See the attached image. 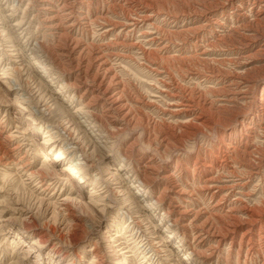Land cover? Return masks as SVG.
<instances>
[{
    "label": "rangeland",
    "instance_id": "1",
    "mask_svg": "<svg viewBox=\"0 0 264 264\" xmlns=\"http://www.w3.org/2000/svg\"><path fill=\"white\" fill-rule=\"evenodd\" d=\"M83 1L0 0V264H264V1ZM101 11L117 28L104 31ZM99 49L128 104L108 113V140L86 138L73 116L102 111L87 93L104 78L92 63ZM155 197L157 210L143 206Z\"/></svg>",
    "mask_w": 264,
    "mask_h": 264
},
{
    "label": "bare ground",
    "instance_id": "2",
    "mask_svg": "<svg viewBox=\"0 0 264 264\" xmlns=\"http://www.w3.org/2000/svg\"><path fill=\"white\" fill-rule=\"evenodd\" d=\"M18 1H20V0H18ZM46 1V0H45ZM83 1V0H82ZM216 1V0H215ZM226 1V0H225ZM238 1V0H237ZM243 1V0H242ZM262 1H264V0H262ZM62 2V1H61ZM210 2H212V1H210ZM241 2V1H240ZM247 2V1H246ZM259 2V1H258ZM48 3V2H47ZM60 3V2H59ZM65 3V2H64ZM70 2H66V6H70L71 8H73V6L71 5V4H69ZM85 3H87V2H85V1H83V3H81L80 5H84ZM235 3V2H234ZM262 3V2H261ZM63 4V3H62ZM226 4V3H225ZM248 4V3H247ZM234 5V4H233ZM57 6V5H56ZM148 6V5H147ZM211 6V5H210ZM216 6V5H215ZM60 7V6H59ZM62 7L64 8L65 6L64 5H62ZM260 7V6H259ZM98 8V7H97ZM108 8V7H107ZM138 8V7H137ZM215 8H217V6L215 7ZM230 8H231V4H230ZM241 8V7H240ZM251 8V6L249 7V9ZM262 8V7H261ZM66 9H68V8H66ZM224 9V8H223ZM236 9V8H235ZM260 9V8H259ZM258 9V10H259ZM60 10V9H59ZM88 10V9H87ZM87 10H86V12H87ZM106 10H108V9H106ZM120 10V9H119ZM196 10V9H195ZM239 10V9H238ZM252 10V9H251ZM257 10V11H258ZM52 11V10H51ZM71 11V10H70ZM73 11H75L74 9H73ZM199 11V10H198ZM219 11V10H218ZM261 11V10H260ZM53 13H54V11H52ZM58 12V11H57ZM57 12H55V13H57ZM60 12H62V11H60ZM64 12V11H63ZM88 12H90V11H88ZM241 12H242V10H241ZM241 12L238 14V16L239 15H241ZM243 12H245V11H243ZM242 12V13H243ZM253 12V11H252ZM256 12V11H255ZM68 13V12H67ZM101 13H103L102 15H100V16H97V17H99V18H102L103 20H105L106 22H107V24H106V22H104L105 24H103L102 25V28H105L104 29V31L105 32H108V31H111L112 29L114 30L115 28H117L116 26H117V23L115 22V23H112L111 21L109 22L108 20H106V18H104V17H107L106 16V14L105 13H107V11H105V13L104 12H102L101 11ZM152 13V12H151ZM156 13V12H155ZM258 13H261V14H263L264 15V11H261V12H259L258 11ZM93 14V13H92ZM256 14V13H255ZM57 15H58V13H57ZM59 15H60V13H59ZM67 15V14H66ZM69 15V14H68ZM71 15V14H70ZM96 15V14H95ZM94 15V16H95ZM98 15V14H97ZM118 15V14H117ZM142 15V14H141ZM235 15V14H234ZM243 15H246V14H243ZM123 16V15H122ZM121 16V17H122ZM137 16H139V15H137ZM148 16V15H147ZM151 16V15H150ZM237 16V15H236ZM52 18L54 17V16H51ZM71 17V16H70ZM96 17V16H95ZM97 17H96V19H97ZM245 17V16H244ZM261 17V16H260ZM67 18H68V16H67ZM76 17H74V19H75ZM89 18V17H88ZM108 18V17H107ZM131 18V17H130ZM140 18V17H139ZM143 18V17H142ZM145 18V17H144ZM148 18V17H147ZM209 18V17H208ZM238 18V17H237ZM237 18H236V20H237ZM246 18V17H245ZM256 18V17H255ZM259 18V17H258ZM49 19V18H48ZM51 19V18H50ZM54 19V18H53ZM52 19V20H53ZM73 19V20H74ZM77 19V18H76ZM129 19V18H128ZM133 19V18H132ZM137 19V18H136ZM217 19V18H216ZM78 20V19H77ZM89 20V19H88ZM95 20V19H94ZM102 20V21H103ZM124 20V19H123ZM142 20H144V19H142ZM242 20V19H241ZM261 20V18H259V20L258 21H260ZM264 20V19H263ZM49 21V20H48ZM72 21V20H71ZM90 21V20H89ZM96 21V20H95ZM99 21H100V19H99ZM246 21V20H245ZM250 21H252V20H250ZM119 22V21H118ZM122 22V21H121ZM216 22V21H215ZM263 22V21H262ZM69 23V22H68ZM80 23V22H79ZM82 23H83V21H82ZM88 23H90V22H88ZM101 23V22H100ZM123 23V22H122ZM122 23H120V24H122ZM255 23V22H254ZM257 23V22H256ZM71 24V23H70ZM73 24V23H72ZM71 24V25H72ZM93 24V23H92ZM124 24H125V22H124ZM129 24H135L134 22H131L130 21V23ZM128 24V25H129ZM206 24V23H205ZM221 24V23H220ZM250 25H251V27H252V25H253V23L251 24V23H249ZM51 25V24H50ZM50 25H48V26H50ZM96 25V24H95ZM136 25V24H135ZM134 25V26H135ZM243 25V24H242ZM249 25V26H250ZM255 25V24H254ZM253 25V26H254ZM262 25H264V23H262ZM74 26V25H73ZM80 26V25H79ZM83 26V25H82ZM86 26V25H85ZM111 26H112V29H111ZM121 26H125V25H118V27H121ZM260 26H261V22H260ZM58 27V26H57ZM97 27V26H96ZM200 27V26H199ZM247 27V26H246ZM254 27H258L257 25L256 26H254ZM50 28V27H49ZM52 28V27H51ZM235 28V27H234ZM248 28L250 29V27H247V30H248ZM253 28V27H252ZM251 28V29H252ZM97 29V28H96ZM95 29V30H96ZM124 29V28H123ZM136 29V28H135ZM134 29V30H135ZM190 29V28H189ZM244 29V28H243ZM65 30V29H64ZM235 30V29H234ZM254 30H257V29H255L254 28ZM263 31H264V29H263ZM263 31L261 30V32L263 33ZM96 32V31H95ZM141 32V31H140ZM143 32V31H142ZM141 32V33H142ZM259 31L257 30L256 31V34L255 35H258L259 37L260 36H262V34H260V33H258ZM107 34H109V33H104L103 32V34H99V37L100 38H103L104 36H106ZM118 34V33H117ZM145 34V33H144ZM241 34V33H240ZM244 34V33H243ZM246 34H248V33H246ZM254 34V33H253ZM143 35V34H142ZM158 35V34H157ZM242 35V34H241ZM249 35V34H248ZM254 35V36H255ZM59 36V35H58ZM115 36V35H114ZM120 36V35H119ZM240 36V35H239ZM253 36V35H252ZM243 37V36H242ZM248 37V36H247ZM250 37V36H249ZM115 38V37H114ZM151 38V37H150ZM154 38V37H153ZM244 38H245V36H244ZM62 39V38H61ZM149 39V38H148ZM168 39V38H167ZM242 39V38H241ZM246 39V38H245ZM251 39H252V37H251ZM171 40V39H170ZM117 41V40H116ZM115 41V39H114V42H116ZM150 41V40H149ZM258 41V40H257ZM104 42V41H103ZM117 42H120V41H117ZM152 42V41H151ZM241 42H243V40H241V41H239V43H241ZM250 42V41H249ZM75 43V42H74ZM107 43H109V42H107ZM120 43H122L123 44V42L121 41ZM252 43V42H251ZM261 43V42H260ZM37 44V43H36ZM100 44V43H99ZM103 44V43H102ZM121 44V45H122ZM244 44V43H243ZM243 44H241L242 46H243ZM246 44H248V42L246 43ZM254 43H252V45H253ZM90 45V44H89ZM106 45H108V44H106ZM112 45V44H111ZM99 46V45H98ZM118 46V45H117ZM123 46V45H122ZM124 46H126L125 44H124ZM210 46V45H209ZM235 46V45H234ZM121 47V46H120ZM236 47V46H235ZM264 47V43H262V45L259 47L260 48V50H262V49H264L263 48ZM99 48V47H98ZM161 48V47H160ZM252 48V47H251ZM259 48H257V50L259 49ZM33 49V48H32ZM89 49V48H88ZM254 49V48H253ZM252 49V50H253ZM72 50H73V48H72ZM90 50V49H89ZM108 50V49H107ZM116 50V49H115ZM124 50V49H123ZM139 50H141V48L139 49ZM203 50V49H202ZM201 50V51H202ZM51 51V50H50ZM117 51V50H116ZM256 51V50H255ZM94 52V51H93ZM109 52V51H108ZM110 52H112L113 54H114V52L115 51H110ZM149 52V51H148ZM202 52H204V51H202ZM257 52V51H256ZM107 53V52H106ZM147 53V52H146ZM146 53H144V54H146ZM238 53V52H237ZM255 53V52H254ZM149 54V53H148ZM250 54V53H249ZM252 54V53H251ZM257 54V53H256ZM116 55H121L120 56V58L118 59V60H116L115 61V63H117L116 65L117 66H119L120 65V63H121V60L122 59H124V56L125 55H122V54H116ZM136 55V54H135ZM147 55V54H146ZM254 55V54H253ZM110 56V54H104V52L103 51H100V49L99 50H97L96 51V53L93 55V61H92V63H94V65H96V66H94V67H105L104 69H101V70H104V73H103V75L101 76V77H104V78H102V79H97L96 77H97V74H95L93 77H92V79L90 80V82H92V85H91V87H89L88 88V90H87V93L90 95V99L88 100V103H93V104H95V105H100L101 106V112H100V114H98V113H96V112H89V111H86V110H84V109H82V106L81 107H78V108H76L74 111H73V116H82L83 115V121H82V119H81V121L80 120H78V121H76L77 122V124H81L82 122H85L86 123V127H85V129H87V130H90V132H84V134L86 135L87 134V136H86V138L87 137H94L95 138V136L96 135H98L99 133H101L102 132V134H107V138H105L106 140H108V139H110V136L108 135V126L106 125L107 123H106V119H109L108 118V113H110V112H112V111H114L115 113H118L120 110H122V109H125V107H124V104H126L127 102H125L124 100H123V98H124V96H123V98H122V95L124 94V92H123V89H122V87H121V80H119V78H117L115 75V73H113L112 72V66H109V67H107L106 68V65L108 64L107 62V57H109ZM129 56V55H128ZM145 56V55H144ZM148 56V55H147ZM150 56V55H149ZM198 56V55H197ZM241 57H242V55H240ZM246 57H247V55H245ZM249 56H251V55H249ZM261 56H262V54H261ZM113 57V56H112ZM140 57V56H139ZM138 57V58H139ZM204 57V56H203ZM252 57V56H251ZM250 57V58H251ZM91 58V57H90ZM116 58V57H115ZM134 58H136V57H134ZM145 58V57H144ZM149 58V57H148ZM250 58H248V59H250ZM254 58V57H253ZM150 59V58H149ZM252 59V58H251ZM245 60V59H244ZM123 61V60H122ZM138 61V60H137ZM149 61V60H148ZM243 61V60H242ZM91 62V61H90ZM110 62V61H109ZM152 62V61H151ZM205 62V61H204ZM88 63V62H87ZM113 63H114V61H113ZM112 63V64H113ZM138 63V62H137ZM141 63V62H140ZM143 63H144V61H143ZM110 64V63H109ZM237 64H239V63H237ZM46 65V64H45ZM91 66V65H90ZM93 66V65H92ZM89 67V66H88ZM148 67H150V66H148ZM152 67V66H151ZM150 67V68H151ZM64 68V67H63ZM78 68V67H77ZM114 68V67H113ZM14 69V68H13ZM43 70L42 71H46L48 68L47 67H45V66H43V68H42ZM97 68H95V70H96ZM111 71H110V70ZM153 69V68H152ZM7 70V69H6ZM156 70V67H155V69H154V71ZM114 71V70H113ZM41 72V71H40ZM84 72V71H83ZM91 72V71H90ZM95 72V71H94ZM102 72V71H101ZM42 73V72H41ZM86 73H87V71H86ZM107 73L109 74V76L107 75ZM169 73V72H168ZM7 74V73H6ZM77 74V73H76ZM90 75H92V74H90ZM107 75V76H106ZM80 77V76H79ZM82 77V76H81ZM233 77V76H232ZM78 78V77H77ZM76 79V78H75ZM252 79V78H251ZM78 80V79H77ZM80 80V79H79ZM160 80V79H159ZM231 80V79H230ZM249 80V79H248ZM264 80V79H263ZM16 81V80H15ZM81 81V80H80ZM84 81H86L85 79H84ZM83 81V82H84ZM236 81V80H235ZM82 82V83H83ZM165 82V81H164ZM166 82H167V80H166ZM233 82H234V80H233ZM246 82V81H245ZM256 82V81H255ZM255 82L253 83V84H251V85H254L255 84ZM264 82V81H263ZM67 83V82H66ZM86 83V82H85ZM168 83V82H167ZM231 83V82H230ZM229 83V84H230ZM238 83V82H237ZM241 83V82H240ZM251 83V82H250ZM68 84V83H67ZM65 84V83H62V84H60L61 86H60V89H62V90H65V92H67L68 91V87L70 86V84ZM76 84H78V83H76ZM80 84V83H79ZM169 84V83H168ZM233 84V83H232ZM233 85H236V83L234 82V84ZM238 85V84H237ZM236 85V86H237ZM241 85V84H240ZM246 85V84H245ZM75 86V85H74ZM86 86V85H85ZM166 86V85H165ZM235 86V87H236ZM244 86V85H243ZM247 86V85H246ZM248 86H250V85H248ZM67 87V88H66ZM170 87V86H169ZM172 87H174V86H172ZM171 87V88H172ZM239 87V86H238ZM66 88V89H65ZM72 88H73V86H72ZM75 88V90H78L79 88H80V86H75L74 87ZM73 88V89H74ZM242 88V87H241ZM86 89H87V87H86ZM85 88H84V90H86ZM170 89V88H169ZM222 89H224L223 88V86H222ZM236 89H237V87H236ZM246 89V88H245ZM59 90V89H58ZM225 90V89H224ZM227 90V89H226ZM226 90H225V92H226ZM163 91V90H162ZM227 91H229V90H227ZM234 91V90H233ZM232 91V92H233ZM240 91V90H239ZM58 92V91H57ZM164 92L165 93H167L169 96H171L173 99H174V95L176 94L175 92V94H173V93H169V92H166L165 90H164ZM172 92V91H171ZM222 92H223V90H222ZM84 93V92H83ZM230 93H231V91H230ZM261 98H260V102H264V92H263V90L261 91ZM166 94V95H167ZM83 95V94H82ZM177 95V94H176ZM246 96V95H245ZM242 97V96H241ZM244 97V96H243ZM254 97V96H253ZM252 97V98H253ZM122 98V99H121ZM235 98V97H234ZM251 98V99H252ZM125 100H126V98H124ZM136 99V98H135ZM138 99V98H137ZM237 99V98H236ZM232 100V99H231ZM246 100V99H245ZM69 101H71L70 99H68V102ZM127 101V100H126ZM138 101V100H137ZM168 101V100H167ZM177 101V100H176ZM125 102V103H124ZM174 102V101H173ZM229 102V101H228ZM87 103V104H88ZM166 103V102H165ZM84 104V103H83ZM87 104H85V106H83V107H86L87 106ZM131 104V103H130ZM170 104V103H169ZM173 106H174V103H171ZM181 104H184V103H181ZM186 104V103H185ZM192 104V103H191ZM191 104H190V106H191ZM71 105V104H70ZM126 105H128V104H126ZM125 105V106H126ZM262 105H264V104H262ZM261 105V106H262ZM166 106H168V105H166ZM175 106H177V104H175ZM180 106V105H179ZM167 108V107H166ZM165 108V109H166ZM171 108V107H170ZM170 108H168L169 109V111L171 110ZM260 108V107H259ZM48 109V108H47ZM56 109V108H55ZM140 109V108H139ZM161 109V108H160ZM188 109V108H187ZM190 109H191V107H190ZM262 109H264V108H262ZM183 110V109H182ZM128 111V110H127ZM126 111V112H127ZM175 111V110H174ZM252 112L251 113H256L257 112V107H254L252 110H251ZM260 111V110H259ZM172 112V111H171ZM180 112V111H179ZM184 112H185V110H184ZM191 112H192V110H191ZM190 112V113H191ZM262 112H264L263 110H262ZM262 112H260V113H262ZM176 113H177V110H176ZM201 113V112H200ZM165 114V113H164ZM170 114V113H169ZM172 114H173V112H172ZM184 114V113H183ZM111 115H113V114H111ZM115 115V114H114ZM120 115V114H119ZM258 115V114H257ZM123 116H124V114H123ZM122 116V117H123ZM197 116V115H196ZM195 116V117H196ZM199 116V115H198ZM110 117V116H109ZM117 117V119H118V116H116ZM116 117H114V118H116ZM134 117V116H133ZM194 117V116H193ZM125 118V117H124ZM198 118V117H197ZM262 118V117H261ZM141 119V118H140ZM190 119V118H189ZM194 119V118H193ZM109 121V120H108ZM107 121V122H108ZM125 121H126V119H125ZM183 121V120H182ZM203 121V120H202ZM251 121V120H250ZM32 122V121H31ZM184 122V121H183ZM195 122V121H194ZM30 123V122H29ZM197 123V122H196ZM241 123V122H240ZM242 123H244V122H242ZM241 123V124H242ZM33 125L34 124H36V123H32ZM200 124V123H199ZM205 124V123H204ZM207 124V123H206ZM205 124V125H206ZM35 126V125H34ZM70 126H72L71 124H69V127ZM173 126V125H172ZM184 126H185V124H184ZM191 126V125H190ZM38 127L39 128H43V129H45V131H44V134H45V136H46V138L48 139V140H50L51 139V135L53 134V133H55L53 130H51V131H47L46 130V128L45 127H42V125H39L38 124ZM55 127H58V125H55ZM42 129V130H43ZM75 129V128H74ZM74 129L71 127L70 128V131H69V133H70V137H71V135H74ZM68 130V129H67ZM98 131H101V132H98ZM164 131V130H163ZM162 131V132H163ZM175 131V130H174ZM51 132V133H50ZM156 132V131H155ZM49 133V134H48ZM159 133V132H158ZM43 134V135H44ZM110 134V133H109ZM113 134V133H112ZM160 134V133H159ZM170 134V133H169ZM84 135V136H85ZM155 135V134H154ZM162 135V134H161ZM166 135H168V134H166ZM69 136V135H68ZM69 137V138H70ZM74 137V136H73ZM72 137V138H73ZM161 137V136H160ZM166 137V136H165ZM170 137H173V136H170ZM68 138V139H69ZM162 138V137H161ZM167 138V137H166ZM169 138V137H168ZM67 139V138H66ZM77 139H80V138H78V137H76V140ZM164 139V138H163ZM177 139V138H176ZM69 140H71V139H69ZM76 140H74V141H76ZM82 140V139H81ZM80 141V140H79ZM171 141V140H170ZM173 141V140H172ZM77 142V141H76ZM64 143L66 144V141H64ZM167 143V142H166ZM171 143V142H170ZM169 144V143H168ZM167 144V145H168ZM79 145V144H78ZM99 145V144H98ZM171 145V144H170ZM232 145V144H231ZM87 146V145H86ZM169 146V145H168ZM173 146V145H172ZM81 147V146H80ZM71 148H72V146H71ZM71 148L68 150V147H66L65 148V146L64 145H62V146H60L59 147V149L61 150V151H63V152H65V154H67V155H72L73 153H71L70 152V150H71ZM74 148V147H73ZM104 148H106V147H104ZM166 148V147H165ZM81 150H83L82 148H80ZM94 149H95V147H94ZM123 153V152H122ZM44 154L42 153V150H41V152L40 153H38V156H43ZM59 155H61V154H58V156ZM218 156V155H217ZM216 156V157H217ZM57 157V156H56ZM232 157V156H231ZM219 158V157H218ZM83 159H84V157H83ZM220 159V158H219ZM224 159V158H223ZM82 160V159H81ZM228 160V159H227ZM76 162H77V165H78V171H79V169H82V167H81V164L79 163L80 161L79 160H75ZM225 161V160H224ZM214 162V161H213ZM145 163V162H144ZM221 163V162H220ZM224 163H226V162H224ZM76 164V163H75ZM204 164V163H203ZM206 164V163H205ZM208 164V163H207ZM256 164V163H255ZM46 165V164H45ZM209 165V164H208ZM205 166V165H204ZM203 166V167H204ZM212 166V165H211ZM228 166V165H227ZM42 167V166H41ZM202 167V168H203ZM75 168H77V167H75ZM206 168V167H205ZM216 168V167H215ZM217 168H218V166H217ZM219 168H220V165H219ZM120 169H121V167H120ZM214 169V168H213ZM26 170V169H25ZM44 170H48V165L47 166H43L42 167V170L40 169V171L41 172H43ZM69 170H71V171H73L72 169H69ZM205 170H207V169H205ZM231 170V169H230ZM30 171H33V169L32 170H30ZM37 171H39V168H38V170ZM145 171V170H144ZM198 171V170H197ZM229 171V170H228ZM231 171H234V170H231ZM35 172V171H34ZM76 172V171H75ZM200 172H202V171H200ZM205 172V171H204ZM36 173V172H35ZM38 173V172H37ZM78 173V172H77ZM226 174L228 173L227 171L225 172ZM230 173H232V172H230ZM31 174H34V173H32L31 172ZM223 175V174H222ZM225 175V174H224ZM229 175V174H228ZM227 175V176H228ZM234 175V174H233ZM232 175V176H233ZM168 176V175H167ZM216 176V175H215ZM128 180H129V178L130 177H126ZM150 178V177H149ZM215 177L213 176V179H214ZM217 178V177H216ZM131 179V178H130ZM165 179H166V177H165ZM172 179V178H171ZM210 179V178H209ZM219 179V178H218ZM233 179V178H232ZM132 180V179H131ZM130 180V181H131ZM216 180V179H215ZM219 180H221V178L219 179ZM226 180V179H225ZM224 180V181H225ZM234 180V179H233ZM146 181V180H145ZM143 179H141V182H142V185H140V184H136V183H134L133 184V186H134V188L136 189L134 192H133V194H134V197L136 198V199H140L141 197L143 198V197H146L147 196V193H146V191L143 189V188H145V186L147 187L148 186V184L146 185V182H145ZM212 181H214V180H212ZM217 181V180H216ZM227 181V180H226ZM236 181V180H235ZM240 181V180H239ZM41 182V181H40ZM205 183V182H204ZM208 183V182H207ZM218 183V182H217ZM227 183V182H226ZM223 184V183H222ZM236 184V183H235ZM240 184V183H239ZM145 185V186H144ZM213 185H215V184H213ZM213 185H211V186H213ZM204 186H206V187H208L207 185H204ZM211 186H209V187H211ZM218 186V185H217ZM216 186V187H217ZM228 185H226L225 184V186L223 185V187L225 188V187H227ZM235 186V185H234ZM238 186V185H237ZM200 187V186H199ZM214 187V186H213ZM215 187V188H216ZM220 188H223V187H221V186H219ZM165 188V187H164ZM228 188H229V186H228ZM233 188V187H232ZM213 189V188H212ZM218 189V188H217ZM216 189V190H217ZM231 189V188H230ZM179 190H181V189H179ZM208 190H210V189H208ZM226 190V189H225ZM183 191V190H182ZM181 191V192H182ZM220 191V190H219ZM240 191V190H239ZM213 192V191H212ZM140 193H141V196H140ZM180 193V192H179ZM205 193V192H204ZM226 195V194H225ZM161 196V195H160ZM180 196H182L181 194H180ZM215 196V195H214ZM159 197V196H158ZM212 197V196H211ZM222 197V196H221ZM132 198V197H131ZM240 198V197H239ZM159 199H161L160 197H159ZM232 199V198H231ZM223 200V199H222ZM221 200V201H222ZM239 200V199H238ZM157 201H158V198L157 197H155V199L154 200H152V201H148L147 203H143V206L145 207V208H149L150 210L152 209V210H157L156 209V206H157ZM160 201V200H159ZM218 201H219V199H218ZM244 201V200H243ZM240 202V201H239ZM220 203V202H219ZM258 204V203H257ZM214 205V204H213ZM216 205V204H215ZM235 205V204H234ZM237 205V204H236ZM261 205V204H260ZM242 206H244V205H242ZM230 207V206H229ZM228 207V208H229ZM236 207H239V206H236ZM241 207V206H240ZM239 207V208H240ZM256 207V206H255ZM231 208V207H230ZM229 208V209H230ZM233 208V207H232ZM234 208H235V206H234ZM238 208V209H239ZM242 208V207H241ZM246 208V207H245ZM243 209V208H242ZM231 210V209H230ZM154 211H151V217H154L153 216V212ZM227 211V210H226ZM257 211H260V210H257ZM256 211V212H257ZM169 211H167V213H168ZM250 212H251V210H250ZM253 212V211H252ZM251 212V213H252ZM260 212H263V211H260ZM259 213V212H258ZM228 214V213H227ZM253 215V217L255 218V217H257V213H252ZM164 215V214H163ZM216 215V214H215ZM230 215V214H229ZM156 216V215H155ZM222 216V215H221ZM228 215H226V217H227ZM231 216V215H230ZM233 216V215H232ZM260 218L262 217V214H260V215H258ZM129 217H131V216H129ZM235 217V216H234ZM228 218V217H227ZM237 218V217H236ZM235 218V219H236ZM248 218V217H247ZM176 219V218H175ZM174 219V220H175ZM231 219H233L232 217H231ZM234 219V220H235ZM240 219V218H239ZM243 219V218H242ZM250 219V218H249ZM251 219H252V217H251ZM177 220V219H176ZM248 220V219H247ZM227 221V220H226ZM225 221V222H226ZM229 221V220H228ZM236 221V220H235ZM244 221V220H243ZM248 221H250V220H248ZM253 222H254V219L252 220ZM259 221H261V220H259ZM239 222V221H238ZM245 222V221H244ZM247 222V221H246ZM245 222V223H246ZM262 222V221H261ZM133 223V222H132ZM173 223V222H172ZM172 223H171V225H172ZM241 223V222H240ZM251 223V222H250ZM260 223V222H259ZM131 224V223H130ZM174 224V223H173ZM235 224V223H234ZM254 224V223H253ZM129 225V224H128ZM225 225H227V224H225ZM261 225V224H260ZM263 225V224H262ZM131 226V225H130ZM121 227V226H120ZM201 227V226H200ZM215 227V226H214ZM222 227V226H221ZM232 227V226H231ZM124 228L125 227H123V231L125 232V230H124ZM242 228V227H241ZM240 227H237V226H234L233 225V228H232V230L234 229V230H238V229H241ZM253 228V227H252ZM261 228V227H260ZM203 229V228H202ZM209 229V228H208ZM226 229V228H225ZM120 230V229H119ZM133 230V229H132ZM134 230H135V228H134ZM166 230V229H165ZM254 230H255V228H254ZM263 230H264V228H263ZM122 231V230H121ZM240 231V230H239ZM246 231H247V229H246ZM246 231H245V233H246ZM209 232V231H208ZM222 232H226V231H222ZM126 233V232H125ZM171 232L170 231H168V234H166V238H170L171 239V234H170ZM201 233V232H200ZM227 233V232H226ZM229 233V232H228ZM242 233V232H241ZM244 233V234H245ZM252 233H254V232H252ZM141 234V233H140ZM208 234V233H207ZM214 234V233H213ZM230 234V233H229ZM238 234V233H237ZM121 235V234H120ZM197 235V234H196ZM195 235V236H196ZM206 235V234H205ZM218 235V234H217ZM220 235V234H219ZM240 235H243V234H240ZM204 236V235H203ZM212 236V235H211ZM223 236V235H222ZM237 236V235H236ZM257 236H258V234H257ZM215 237V236H214ZM243 236H241V238H242ZM194 238V237H193ZM211 238V237H210ZM225 238V237H224ZM264 238V237H263ZM201 239V238H200ZM255 239H257V238H255ZM255 239H253V240H255ZM111 241V240H110ZM143 241V240H142ZM169 241H171V240H169ZM219 241L217 240V243H218ZM223 242V241H222ZM239 242H240V237H239ZM250 242V241H249ZM256 243V242H255ZM219 244V243H218ZM258 244H259V242H258ZM246 245V244H245ZM254 245V244H253ZM217 246V245H216ZM194 247V246H193ZM255 247V246H254ZM256 248H258V246H256ZM255 248V249H256ZM195 249V248H194ZM259 249V248H258ZM264 249V248H263ZM262 249V250H263ZM247 250V249H246ZM258 251H260V250H258ZM214 252V251H213ZM255 252V251H254ZM178 253V252H177ZM206 253V252H205ZM186 254V256H185V258L186 259H192L193 260V258H191L190 257V255L188 254V253H185ZM251 254V253H250ZM256 254V253H255ZM264 254V253H263ZM95 255V254H94ZM201 255V254H200ZM208 255H209V253H208ZM264 256V255H263ZM142 257H144V259L146 260V258L145 257H149V255L147 256V254L146 255H143V253H142ZM247 257V256H246ZM205 258V257H204ZM248 258H250V256L248 257ZM120 261L122 260L123 261V258L121 257H119L118 258ZM184 259V258H183ZM208 260V259H207ZM263 260V259H262ZM93 261H95V258L93 259ZM92 261V262H93ZM120 261H118L117 263H120ZM148 261V260H147ZM264 261V260H263ZM160 262V261H159ZM194 262V261H193ZM90 264H91V262H89ZM161 264V263H160ZM263 264V263H262Z\"/></svg>",
    "mask_w": 264,
    "mask_h": 264
}]
</instances>
